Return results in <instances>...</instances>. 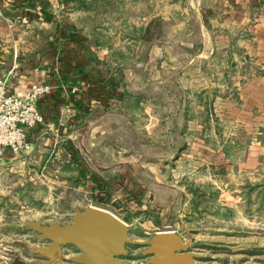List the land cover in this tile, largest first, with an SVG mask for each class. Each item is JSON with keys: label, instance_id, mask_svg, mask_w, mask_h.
<instances>
[{"label": "crops", "instance_id": "obj_1", "mask_svg": "<svg viewBox=\"0 0 264 264\" xmlns=\"http://www.w3.org/2000/svg\"><path fill=\"white\" fill-rule=\"evenodd\" d=\"M153 19L161 39L135 40ZM233 62L245 71L232 73ZM1 75L10 92L50 90L37 103L44 122L27 131L31 149L1 148L0 163L74 167L80 188L107 191L110 202L150 192L163 174L149 168L150 187L141 185L121 131L163 132L188 109L202 115L215 88V115L247 133L264 127V0H0ZM242 156L238 170L249 173L264 163V143L251 141ZM115 204L107 210L130 221ZM64 249L38 264H69Z\"/></svg>", "mask_w": 264, "mask_h": 264}, {"label": "rangeland", "instance_id": "obj_2", "mask_svg": "<svg viewBox=\"0 0 264 264\" xmlns=\"http://www.w3.org/2000/svg\"><path fill=\"white\" fill-rule=\"evenodd\" d=\"M159 27V20L153 19L152 29L148 27L135 40L161 39ZM120 53L124 59L126 51ZM141 59L138 54L136 61ZM242 71L245 67L233 62L232 73ZM216 92L217 88L212 95L202 96V115L190 114L188 109L173 128L121 131L128 139L118 140V146L125 149L126 157L135 158L141 185L150 187L149 168L163 174L155 182L161 188L151 186L150 192H125L110 202L107 191L90 193L80 188L74 167L54 161L44 169L0 163V264H38L44 258L33 249L49 242L38 238L30 221L63 224L71 221L76 209L94 205L112 211L110 205L116 201L119 213L130 220L124 221L134 241L128 244L131 264L145 263L144 242L160 230L190 238L189 250L197 253L198 264H264V163L242 174L237 166L247 144L264 143V127L247 133L242 126L215 115L211 106ZM221 153L229 159L228 167ZM55 170L59 171L56 176ZM62 252L68 258L70 253Z\"/></svg>", "mask_w": 264, "mask_h": 264}, {"label": "water", "instance_id": "obj_3", "mask_svg": "<svg viewBox=\"0 0 264 264\" xmlns=\"http://www.w3.org/2000/svg\"><path fill=\"white\" fill-rule=\"evenodd\" d=\"M29 225L40 240L49 242L34 248L37 254L53 257L61 253V247L74 246L69 264H128V244L134 243L124 220L94 205L76 209L67 223L30 221ZM190 242L174 230L156 231L144 242V264H198L197 253L189 250Z\"/></svg>", "mask_w": 264, "mask_h": 264}, {"label": "built area", "instance_id": "obj_4", "mask_svg": "<svg viewBox=\"0 0 264 264\" xmlns=\"http://www.w3.org/2000/svg\"><path fill=\"white\" fill-rule=\"evenodd\" d=\"M7 80V75L0 76V149L16 154L31 149L27 131L44 122L37 103L50 88L33 83L24 94H17L9 91Z\"/></svg>", "mask_w": 264, "mask_h": 264}, {"label": "flooded vegetation", "instance_id": "obj_5", "mask_svg": "<svg viewBox=\"0 0 264 264\" xmlns=\"http://www.w3.org/2000/svg\"><path fill=\"white\" fill-rule=\"evenodd\" d=\"M66 248V249H64V251H67L68 253H70L71 251H73L74 252V250H75V247L74 246H72V245H66V246H63V248ZM67 253H65V255H66ZM127 256H128V254H127ZM125 257V260H126V262L128 263V264H131L130 263V261H129V259H128V257ZM69 258H70V255L68 256V258H67V256H63V259L65 260V261H69ZM146 260V259H145Z\"/></svg>", "mask_w": 264, "mask_h": 264}, {"label": "trees", "instance_id": "obj_6", "mask_svg": "<svg viewBox=\"0 0 264 264\" xmlns=\"http://www.w3.org/2000/svg\"><path fill=\"white\" fill-rule=\"evenodd\" d=\"M99 193H101V192H99ZM93 197H94L95 200L101 199V198H97L98 196H93ZM99 202H103V200H99Z\"/></svg>", "mask_w": 264, "mask_h": 264}]
</instances>
